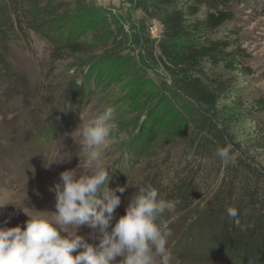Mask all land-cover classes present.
I'll use <instances>...</instances> for the list:
<instances>
[{
	"label": "trees",
	"instance_id": "trees-1",
	"mask_svg": "<svg viewBox=\"0 0 264 264\" xmlns=\"http://www.w3.org/2000/svg\"><path fill=\"white\" fill-rule=\"evenodd\" d=\"M229 1L129 0L139 16L126 30L119 18L105 8L88 5L87 0H0V44L20 41L29 29L51 44V61L82 60L76 65L79 74L68 85L76 105L90 88L103 85L115 73L138 76L134 78L138 88L145 86L155 94L157 114L147 123V132L132 144L131 156L143 159L148 170L142 187L151 185L161 198L177 202L174 213H179L205 195L206 183L197 181L199 174L204 171L206 177L213 169L216 175L223 172L213 195L189 225L183 244H191L190 235L197 228L200 239L193 247L206 250L213 264H264V166L249 155L259 151L264 156V132L236 140L218 109L225 84L207 80L200 71V63L207 61L246 76L251 73L242 67L241 60L247 57L232 47L230 34L208 35L233 19L226 9ZM152 22L161 28L157 39L147 31ZM128 30L134 32L141 62L121 55L131 40ZM158 67L167 80L157 74ZM150 71L156 79L148 76ZM253 105L264 108V99H253ZM177 139L186 142L181 149L183 163L170 170L164 167L169 158H161L159 144ZM227 144L238 155L225 165L216 151ZM229 207L238 210L239 223L227 216ZM170 216L166 210L162 219L172 230L176 222Z\"/></svg>",
	"mask_w": 264,
	"mask_h": 264
},
{
	"label": "rangeland",
	"instance_id": "rangeland-1",
	"mask_svg": "<svg viewBox=\"0 0 264 264\" xmlns=\"http://www.w3.org/2000/svg\"><path fill=\"white\" fill-rule=\"evenodd\" d=\"M87 2L90 6L108 10L119 18L120 25L123 24L126 30L139 16L129 0ZM226 9L233 19L208 35L219 38L230 34L227 39L233 43L232 47L244 51L247 57L241 60L242 67L251 73L246 76L207 61L200 63V71L207 80L225 84L226 92L221 94L218 109L225 114L236 140H242L264 132V108L253 105V99H264V0H230ZM155 29H158V23L152 22L147 31ZM128 34L131 40L125 50L121 49V55L129 54L141 62L142 52L133 43L134 32L128 30ZM19 40L0 44V206L4 205L0 207V227L20 225L23 228L28 219L26 213L48 219L54 216L55 197L51 189L59 181L60 173L74 169L82 175L88 171L84 167L79 127L107 107L115 109V119L111 134L101 149L103 167L112 177L108 187L126 186L123 194L117 192L121 205L115 210V223L124 215L128 201L142 187L148 173L145 161L131 156V150L133 142L147 132L148 124L157 115L153 106L155 94L149 88L144 90L145 86L138 88L134 80L138 76L131 78V74L120 76L115 73L103 85L99 83L95 89L90 88L89 94L76 105L69 95L68 85L79 74L76 65L82 60L51 61V44L29 29ZM156 72L162 80H167L160 68ZM154 75L148 72L150 78H155ZM167 87L170 91L169 81ZM232 98H238L239 102H233ZM159 147L163 151L161 158H169L165 168L181 167V153L184 151L181 149L186 147V142L177 139L166 145L159 144ZM249 155L264 166V156L259 151ZM235 157L221 160V163H232ZM221 173L216 175L213 169L204 177L207 173L203 171L197 181L206 183L205 195L183 212L174 213V208L167 210L171 213V222H176L167 243L172 264L214 263L206 250L193 247L200 239L197 228L190 235L191 244L187 246L183 242L187 239L184 234H188L189 225L213 195ZM72 231L74 229H69ZM88 233L89 229L81 227L77 235L89 243H96L88 239Z\"/></svg>",
	"mask_w": 264,
	"mask_h": 264
},
{
	"label": "clouds",
	"instance_id": "clouds-1",
	"mask_svg": "<svg viewBox=\"0 0 264 264\" xmlns=\"http://www.w3.org/2000/svg\"><path fill=\"white\" fill-rule=\"evenodd\" d=\"M114 119L115 109L107 107L79 127L88 171L82 175L74 169L60 173L51 189L55 197L51 219L26 213L23 228L0 227V264H172L167 248L172 232L162 217L177 202L161 198L157 189L146 185L138 188L124 215L113 223L115 210L121 205L117 192L123 194L126 186L108 187L112 177L103 167L101 149ZM234 155L238 153L231 144L216 151L221 160L233 159ZM226 213L239 223L235 207ZM81 227L89 229L88 239L97 242L89 243L77 235Z\"/></svg>",
	"mask_w": 264,
	"mask_h": 264
},
{
	"label": "built area",
	"instance_id": "built-area-1",
	"mask_svg": "<svg viewBox=\"0 0 264 264\" xmlns=\"http://www.w3.org/2000/svg\"><path fill=\"white\" fill-rule=\"evenodd\" d=\"M152 30V28H149ZM160 31H161V28H160V25L158 24V29H155L153 32H150V36L153 38V39H157L159 37V34H160ZM152 33V35H151Z\"/></svg>",
	"mask_w": 264,
	"mask_h": 264
}]
</instances>
